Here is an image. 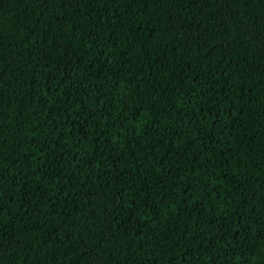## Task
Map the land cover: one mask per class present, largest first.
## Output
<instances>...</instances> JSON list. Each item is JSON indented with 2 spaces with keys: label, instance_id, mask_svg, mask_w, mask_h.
Segmentation results:
<instances>
[{
  "label": "trees",
  "instance_id": "trees-1",
  "mask_svg": "<svg viewBox=\"0 0 264 264\" xmlns=\"http://www.w3.org/2000/svg\"><path fill=\"white\" fill-rule=\"evenodd\" d=\"M0 264H264V0H0Z\"/></svg>",
  "mask_w": 264,
  "mask_h": 264
}]
</instances>
